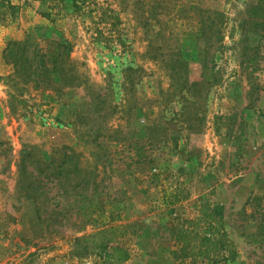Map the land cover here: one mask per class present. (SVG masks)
<instances>
[{
  "label": "rangeland",
  "instance_id": "374dc122",
  "mask_svg": "<svg viewBox=\"0 0 264 264\" xmlns=\"http://www.w3.org/2000/svg\"><path fill=\"white\" fill-rule=\"evenodd\" d=\"M49 8L40 39L0 42V264H104L76 238L111 224L127 225L119 264H264V0ZM51 38L69 44L79 87L38 86L5 57L9 40ZM202 202L220 207L232 259L182 256L174 226Z\"/></svg>",
  "mask_w": 264,
  "mask_h": 264
},
{
  "label": "trees",
  "instance_id": "16d2710c",
  "mask_svg": "<svg viewBox=\"0 0 264 264\" xmlns=\"http://www.w3.org/2000/svg\"><path fill=\"white\" fill-rule=\"evenodd\" d=\"M2 6L3 5L1 4L0 7ZM47 41L48 43L45 48L41 49L39 47L40 45H36L32 50L30 49L28 51V49L26 50L23 47L25 42L20 40H9L5 50V57L12 63L17 72L20 70L24 71L25 73L23 75L27 78H29L28 75L32 74L33 78L30 80L38 86H40V84H45L48 87L50 86L54 89L57 88V93L59 88H61V84H74L72 81H76L75 85L79 87L83 83V80L81 75L77 73L74 68V61L69 59V44L65 40L55 38H51ZM29 53H31V55H29ZM18 56H24L23 61L28 66L25 64V66H23L25 68H22L21 63L18 60ZM181 61L183 63V60ZM65 64L67 67H65ZM175 73L178 76L182 74V72L176 71ZM182 77H180L182 80H178L177 84L179 83L183 89L188 82V77L187 75H182ZM191 81V86L197 85V80ZM85 83L86 82H84V87ZM177 84L176 86L179 88ZM103 98L104 96L102 99ZM95 100L96 99L94 98L93 102ZM191 102L194 104L195 101ZM101 110L102 108H99V112H101ZM137 143L138 142L131 144L129 147L133 150L135 146V153L137 154L138 159H140L141 157H144V152L142 150L144 144L139 146ZM63 155V159L60 160L59 164H56L55 167L59 166L62 169L68 159L72 157L65 153ZM25 160L31 161L34 165L35 159H33L32 156H29L28 154L23 156L21 162H24ZM46 162L45 167L47 169L51 167L50 165L52 163H55L52 159L47 160ZM34 168L39 170L36 165ZM201 220H205L208 223L206 228L207 231L205 233L198 232L196 228ZM174 228L180 237V251L183 257H191V255L207 257L212 256L211 262L218 263L221 259L226 260L229 258L223 256L220 259L217 258V255L226 251H229L231 259L234 255V250L230 248V246L233 245V242L230 240L228 233L223 228V219L220 207H218L215 212V210L207 202H202L201 214L199 216L190 219L180 217L178 218ZM126 229L127 225L111 224L106 227L99 228L91 235L88 234V236L76 238V244H80L79 248L82 250L81 253L83 254H86L89 247L96 250V254L104 264H119L127 261L129 258V252L124 242ZM78 245L76 247H78ZM214 255L216 256L213 257Z\"/></svg>",
  "mask_w": 264,
  "mask_h": 264
},
{
  "label": "crops",
  "instance_id": "0c3cea01",
  "mask_svg": "<svg viewBox=\"0 0 264 264\" xmlns=\"http://www.w3.org/2000/svg\"><path fill=\"white\" fill-rule=\"evenodd\" d=\"M49 3L51 0H0V5H3L0 7L3 11L0 16V42L19 38L25 31L40 39L47 31L42 25L46 24L43 15L44 11H50ZM9 5L14 10L8 8Z\"/></svg>",
  "mask_w": 264,
  "mask_h": 264
}]
</instances>
